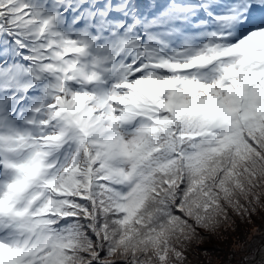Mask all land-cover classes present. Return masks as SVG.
<instances>
[{
	"label": "snow or ice",
	"instance_id": "snow-or-ice-1",
	"mask_svg": "<svg viewBox=\"0 0 264 264\" xmlns=\"http://www.w3.org/2000/svg\"><path fill=\"white\" fill-rule=\"evenodd\" d=\"M149 7L191 43L97 91L87 45L0 0V264H222L204 246L264 220V0Z\"/></svg>",
	"mask_w": 264,
	"mask_h": 264
},
{
	"label": "rangeland",
	"instance_id": "rangeland-1",
	"mask_svg": "<svg viewBox=\"0 0 264 264\" xmlns=\"http://www.w3.org/2000/svg\"><path fill=\"white\" fill-rule=\"evenodd\" d=\"M26 2L32 6L33 12L38 18H49L51 15V18H53L54 15H57V19H52L50 29L61 34L64 39L80 42V44L87 43L84 40L89 35L91 41H95V43L101 39V42L96 46L99 48L90 50L98 58L95 63L101 64V71H106L101 77L100 84L92 85L97 91L107 90L121 78L123 71L117 72L116 60L119 54L127 46L131 45H126V41L138 38L141 46L137 47L133 44L129 51L124 56L122 55L123 57L120 61L130 64L133 60L141 58L142 51L144 54L148 51L150 54L146 56L152 58L172 55L174 51L187 47L194 36L191 28L181 29L179 32L168 34L163 28L157 27L152 23L154 13L150 12L151 10L140 15L137 10L132 13L129 11L124 17L119 16L121 11L116 6L112 5L108 10L102 8L103 6L97 5L92 0H26ZM153 3L158 2L154 0ZM39 12L45 13V16L40 15L39 17ZM85 13L87 15V17L84 16L83 18L85 24H81L82 15H85ZM77 17L80 18V21L79 23H74ZM175 34L182 35L185 38V42L178 45L175 41L176 38H173ZM150 37L156 38L150 39ZM159 43H163V46ZM134 50H137V52L131 56ZM20 51L24 55L28 54L24 49ZM16 59L20 61L21 65L26 66L28 63L26 60H20L19 56ZM78 59L81 64H84L80 57ZM100 59H103V61L99 62ZM92 70L94 69L89 71ZM101 71H97L99 76ZM42 98V90L39 87H34L27 92L22 104L18 106V110L20 108L25 111L29 110ZM236 240L241 242V250L238 252L233 251ZM263 245L264 220L260 217H253L251 223L237 221L234 232L230 231L225 237L216 242L213 240V242L207 243L204 247L211 252L213 260L220 261L222 264H248L254 257L255 252L261 249ZM255 264H264V254Z\"/></svg>",
	"mask_w": 264,
	"mask_h": 264
},
{
	"label": "bare ground",
	"instance_id": "bare-ground-1",
	"mask_svg": "<svg viewBox=\"0 0 264 264\" xmlns=\"http://www.w3.org/2000/svg\"><path fill=\"white\" fill-rule=\"evenodd\" d=\"M52 12H53V10H52ZM40 15H43V16H45V13H42V12H39V17H40ZM50 17H52V15L51 16H49V18ZM53 18H55V19H57V15H54V17ZM194 33V32H193ZM94 34V33H93ZM82 42V41H81ZM100 42H101V40H100ZM102 42H103V40H102ZM185 42V38H182V40H180L179 39V45L180 44H183ZM78 44H80V42H77ZM83 43V42H82ZM92 42L91 41H89L88 43H85V44H80V45H87V48H86V50H85V53H82V58H85L86 56H92V54L88 51V49L89 48H91L92 47ZM132 45L133 44H131L130 46H127L126 48H125V50L123 51V52H121L120 53V55H119V57H118V61H117V72H120V71H123V66H125V65H127L128 64V62H123V61H120L121 59H122V57L129 51V49H130V47H132ZM96 46H97V44H96ZM95 46V49L97 48H99V47H96ZM136 52H137V50H134L132 53H131V56L132 55H135L136 54ZM147 54H150L148 51H146V54H144V56H146ZM123 55V56H122ZM161 57V56H160ZM81 58V57H80ZM85 60V59H84ZM93 61V58H92V60H91V62ZM91 62H90V64L89 65H87V63L84 61V64H81V66L83 67V66H89V67H87L88 68V70H89V68L91 67V68H93V64H91ZM99 62H101L100 60H99ZM100 67V64L97 66L96 65V67L95 68H99ZM106 71L105 70H102L101 71V74H100V79L98 80V81H94V82H100L101 81V77H103V74L105 73ZM264 253V245H263V247H261V251H260V253L259 254H263Z\"/></svg>",
	"mask_w": 264,
	"mask_h": 264
},
{
	"label": "water",
	"instance_id": "water-1",
	"mask_svg": "<svg viewBox=\"0 0 264 264\" xmlns=\"http://www.w3.org/2000/svg\"><path fill=\"white\" fill-rule=\"evenodd\" d=\"M260 251H261V249H259L256 253H255V255H254V257L248 262V264H255L256 262H257V260L264 254H259L260 253Z\"/></svg>",
	"mask_w": 264,
	"mask_h": 264
},
{
	"label": "trees",
	"instance_id": "trees-1",
	"mask_svg": "<svg viewBox=\"0 0 264 264\" xmlns=\"http://www.w3.org/2000/svg\"><path fill=\"white\" fill-rule=\"evenodd\" d=\"M126 1H127V0H126ZM132 1H133V0H132ZM122 3H123V1H122ZM238 222H239V221H238ZM213 240H214L215 242L217 241L216 239H213ZM213 240H212L211 242H213ZM258 250H259V249H258ZM258 250H257V251H258ZM257 251H256V252H257ZM256 252H255V253H256ZM254 255H255V254H254Z\"/></svg>",
	"mask_w": 264,
	"mask_h": 264
}]
</instances>
